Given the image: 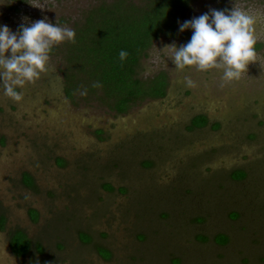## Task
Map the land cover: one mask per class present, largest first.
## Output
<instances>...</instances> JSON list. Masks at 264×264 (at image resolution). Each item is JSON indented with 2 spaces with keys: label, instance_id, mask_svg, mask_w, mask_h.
Masks as SVG:
<instances>
[{
  "label": "rangeland",
  "instance_id": "1",
  "mask_svg": "<svg viewBox=\"0 0 264 264\" xmlns=\"http://www.w3.org/2000/svg\"><path fill=\"white\" fill-rule=\"evenodd\" d=\"M102 1L111 0H0V26L16 32L46 19L73 29ZM233 7L257 17L258 59L239 80L177 70L162 50L183 39L159 36L136 72L164 71L165 95L123 114L92 94L65 96L66 41L21 102L0 84V264H264V0H193L179 20ZM198 113L219 125L186 129ZM237 168L246 175L232 180ZM28 208L38 211L36 222ZM14 229L31 240L21 258L7 247ZM217 233L227 241L214 242Z\"/></svg>",
  "mask_w": 264,
  "mask_h": 264
},
{
  "label": "trees",
  "instance_id": "2",
  "mask_svg": "<svg viewBox=\"0 0 264 264\" xmlns=\"http://www.w3.org/2000/svg\"><path fill=\"white\" fill-rule=\"evenodd\" d=\"M192 1L142 0L135 4L130 0H111L102 1L89 8L82 21L73 27L76 42L65 43L63 56L67 62L64 73L65 96L72 100L78 91L82 94H92L115 114L127 112L131 106L144 99L163 97L167 86L166 73L158 71L149 78H140L136 72L138 62L159 36L179 37L183 39L184 44L189 41L186 32H180L177 21L186 14ZM121 50L129 54L124 61L119 57ZM97 83L100 87H93ZM206 123L207 117L204 114H195L190 118L186 128L190 130L202 127ZM218 125L215 121L211 127L216 128ZM150 163L149 160L143 162L144 165ZM245 175L243 169L237 168L230 172L229 177L232 180H240ZM22 182L32 187V179L26 173L22 175ZM102 186L105 189H112L107 182ZM27 212L35 221L37 211L29 209ZM234 216L236 213H233ZM3 221L4 218L0 216V229ZM206 238L205 235L200 237L201 240ZM213 240L225 243L227 236L217 233ZM8 244L16 256H24L30 248V240L21 229H14L8 233ZM39 246L35 244L37 252L41 251V246L38 250ZM98 249L103 258L109 257L108 250L101 247Z\"/></svg>",
  "mask_w": 264,
  "mask_h": 264
},
{
  "label": "clouds",
  "instance_id": "3",
  "mask_svg": "<svg viewBox=\"0 0 264 264\" xmlns=\"http://www.w3.org/2000/svg\"><path fill=\"white\" fill-rule=\"evenodd\" d=\"M257 17L233 7L231 10L210 9L209 12L184 22L177 21L180 32L192 30L190 41L177 47L166 45L176 69L194 67L198 72L218 70L224 82L239 80L248 66L258 59L255 45ZM65 41L75 43L76 32L41 19L13 32L0 26V84L4 94L15 102L23 100L26 86L34 85L50 70V53L54 46ZM128 53L121 50L124 61ZM190 86H195L186 78ZM93 87H100L94 84Z\"/></svg>",
  "mask_w": 264,
  "mask_h": 264
},
{
  "label": "flooded vegetation",
  "instance_id": "4",
  "mask_svg": "<svg viewBox=\"0 0 264 264\" xmlns=\"http://www.w3.org/2000/svg\"><path fill=\"white\" fill-rule=\"evenodd\" d=\"M161 98V97H160ZM156 99V98H155ZM198 114H203V113H198ZM205 115V114H204ZM194 116V115H193ZM206 116V115H205ZM207 117V116H206ZM215 122V121H214ZM213 123V122H212ZM219 124V123H218ZM207 126H211V122H210V120L208 119V117H207V123L204 125V126H202V127H198V128H193V129H201V128H204V127H207ZM187 129V128H186ZM189 130V129H188ZM191 130V129H190ZM1 138L2 137H0V143H2V141H1ZM58 159H60V158H56V162H58ZM60 161H61V159H60ZM58 164V163H57ZM246 173V172H245ZM24 174V173H23ZM22 174V175H23ZM30 176V175H29ZM31 177V176H30ZM245 177V176H244ZM32 179V178H31ZM23 183V182H22ZM26 186V185H25ZM26 187H28V186H26ZM29 209H33V208H28L27 209V211L29 210ZM33 210H35V211H37L36 209H33ZM26 211V212H27ZM27 215H28V217H29V219L32 221V222H36L37 221V218H38V211H37V218H36V220L35 221H33L31 218H30V216H29V214H28V212H27ZM2 216V215H1ZM3 217V216H2ZM4 218V217H3ZM4 221H5V218H4ZM4 221H3V223H4ZM2 228H3V226H2ZM23 231V230H22ZM10 232V231H9ZM8 232V233H9ZM24 232V231H23ZM25 233V232H24ZM26 234V233H25ZM223 234V233H222ZM27 236V235H26ZM28 237V236H27ZM29 238V237H28ZM29 240H30V238H29ZM30 243H31V240H30ZM34 243V242H33ZM36 244V243H35ZM7 247H8V249L10 250V252L12 253V251H11V249H10V246H9V244H8V234H7ZM101 249H103L102 247H101ZM97 250V249H96ZM97 253L100 255V257H102L101 256V254L98 252V250H97ZM27 254V253H26ZM25 254V255H26ZM12 255H14L13 253H12ZM24 255V256H25ZM15 257H19V258H21V257H23V256H16V255H14ZM103 258V257H102ZM103 259H106V258H103Z\"/></svg>",
  "mask_w": 264,
  "mask_h": 264
}]
</instances>
